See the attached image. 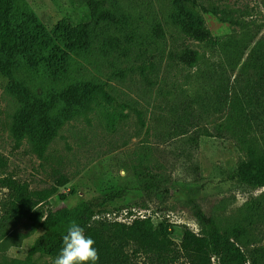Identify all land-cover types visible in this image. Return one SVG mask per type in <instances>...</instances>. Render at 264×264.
Returning a JSON list of instances; mask_svg holds the SVG:
<instances>
[{"label":"rangeland","instance_id":"rangeland-1","mask_svg":"<svg viewBox=\"0 0 264 264\" xmlns=\"http://www.w3.org/2000/svg\"><path fill=\"white\" fill-rule=\"evenodd\" d=\"M93 3L108 18L92 19ZM8 5L7 40L0 50V155L11 175L45 198L44 209L107 199L108 206L84 229L130 223L139 213L159 226L171 212L189 223L168 227L178 245L187 228L209 234L194 203L221 233L243 229L242 251L249 261L264 264V186L228 180L245 159L235 146L239 141L200 137L196 148L187 149L183 138L170 139L178 117L173 113L185 112L191 131L211 129L226 117V108L219 113L210 106L222 73L230 101L247 97L254 76L241 68L252 49L264 45V0H8ZM190 14L203 19L219 47L184 34ZM81 24L87 25L85 44L75 34ZM240 46L246 47L240 64L226 69L228 56ZM191 50L209 57L214 79L206 78L213 72L205 64L195 69L181 64L180 55ZM195 92L199 103L191 102ZM19 96L54 113L52 141L45 144L32 124L33 140L13 148L8 124ZM237 125L233 116L232 130ZM44 146L41 158L37 151ZM53 169L68 177L64 187L53 188ZM4 193L0 190V202ZM41 233L28 219L10 227L0 235V264L23 259ZM259 249L263 256L256 254ZM60 251L41 264H52ZM133 264L150 263L139 255Z\"/></svg>","mask_w":264,"mask_h":264},{"label":"trees","instance_id":"trees-1","mask_svg":"<svg viewBox=\"0 0 264 264\" xmlns=\"http://www.w3.org/2000/svg\"><path fill=\"white\" fill-rule=\"evenodd\" d=\"M196 3L197 0H187ZM225 1V0H221ZM182 8H180V11ZM91 18L100 20L108 18V15L101 11L97 3L90 6ZM9 16L8 0H0V50L7 40V24ZM187 16V15H186ZM190 23L185 27L184 34L191 40L204 44L212 49L219 47L221 42L214 38L203 19L194 14L187 16ZM221 22H227L223 16H219ZM78 40L85 44L87 42V25H78L75 29ZM115 38H110L109 43H114ZM246 47L233 48V53L228 56L226 69H234L240 64ZM250 61L242 65L241 70L250 71L254 80L248 84V92L243 100L230 101L229 90L223 83V74L219 80L215 98L210 106L223 113L225 108L227 115L221 119L218 125L209 129L197 127L194 131L187 128L190 123L188 115L173 113V129L170 139L183 138L187 149L196 148L200 137L216 138L221 140L236 139L239 141L236 148L244 154V161L234 170L228 180L233 184H247L253 187L264 186V45L255 47L249 53ZM179 60L189 69H195L205 64L209 73L207 79H214V71L210 65L209 57L197 50L180 55ZM194 94L191 102L199 103V93ZM19 108L11 117L8 124V132L14 140V149H18L23 142H31V125L37 129L45 144L55 138V134L49 129V124L54 114L47 106L37 100H26L22 96L17 97ZM237 101V102H236ZM238 105L233 106L231 103ZM176 114V115H175ZM237 119V128L232 130V117ZM223 120V121H222ZM186 123V125H185ZM236 144V143H235ZM45 146L37 151L39 157H43ZM45 158V157H43ZM51 182L53 188L64 187L68 177L59 169L51 171ZM0 190H5L0 202V235L4 236L8 229L19 221L28 219L33 229H40L41 235L36 238L31 248L23 259L3 261L2 264H41L44 258H52L62 248V237L67 233V228L72 221L81 227L93 217L97 210L108 206L107 199L99 202L82 201L72 208L62 207L57 210L44 209L47 205L45 198L37 191L30 188L27 181H21L7 171V158L0 155ZM113 197H108L112 201ZM251 204L244 203L245 207ZM195 215L204 224L209 223V234L198 235L188 229L183 230L178 245L169 236V225L162 221L155 226L152 219L134 218L130 223L113 222L99 224L85 229V235L95 241L94 247L99 253L97 264H133L135 257L144 255L150 264H176L179 261L184 264H256L255 260L249 261L240 247V242L245 233L240 228L221 233L205 220L198 205L192 203ZM263 252L259 249L257 253Z\"/></svg>","mask_w":264,"mask_h":264},{"label":"clouds","instance_id":"clouds-1","mask_svg":"<svg viewBox=\"0 0 264 264\" xmlns=\"http://www.w3.org/2000/svg\"><path fill=\"white\" fill-rule=\"evenodd\" d=\"M95 241L85 235V229L75 221L62 237V248L52 264H97L99 253Z\"/></svg>","mask_w":264,"mask_h":264},{"label":"built area","instance_id":"built-area-1","mask_svg":"<svg viewBox=\"0 0 264 264\" xmlns=\"http://www.w3.org/2000/svg\"><path fill=\"white\" fill-rule=\"evenodd\" d=\"M136 218H141V219H143V218H146V216H145V215H142V213H139V216L136 217ZM177 220H178V217H177L175 214L171 213V212L168 213V214L165 216L164 219L161 218V222H162V221H165L166 224H168L169 226L172 225V224H174V225H176V224H180L179 222H181V224H186L187 226H189V223H187V222H185V221H179V220L177 221ZM187 229L190 230L191 232H193L191 228H187ZM193 233H194V232H193Z\"/></svg>","mask_w":264,"mask_h":264}]
</instances>
